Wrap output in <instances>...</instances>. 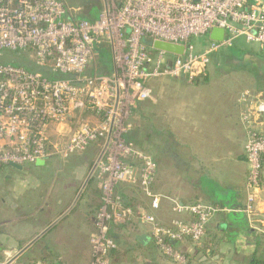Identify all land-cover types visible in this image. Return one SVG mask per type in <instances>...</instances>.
I'll return each mask as SVG.
<instances>
[{"label":"built area","instance_id":"2783aa9c","mask_svg":"<svg viewBox=\"0 0 264 264\" xmlns=\"http://www.w3.org/2000/svg\"><path fill=\"white\" fill-rule=\"evenodd\" d=\"M216 28L225 31L223 41L211 40L197 48L192 40L209 37ZM145 36L151 44L184 46V53L169 54L151 46L149 53ZM240 38L258 44L264 53V0H104L95 22L73 17L59 0H0V60L5 51L27 53L35 67L53 76L0 62V166L36 164L61 154L66 157L105 141L99 169L104 177L103 206L95 221L98 233L92 240L91 263L105 264L113 246L106 237L104 220L108 211L114 215L121 206L113 201L114 187L124 182L140 186L154 210L161 201L151 194L157 174L155 160L125 140L129 104L136 98H153L147 80L186 77L194 81L207 76L211 56L233 47ZM106 45L111 48L113 73L87 74L98 48ZM84 110L100 115L101 124L82 127L60 148L58 140L68 121ZM261 119L264 101L242 115L249 165L243 213L249 220L256 214L264 171V136L255 129ZM176 210L193 220L174 221L171 227L158 225L153 215L143 216V220L152 224L151 236L160 251L178 264H186L173 243L187 239L199 243L219 210L201 203L177 206Z\"/></svg>","mask_w":264,"mask_h":264},{"label":"crops","instance_id":"0c3cea01","mask_svg":"<svg viewBox=\"0 0 264 264\" xmlns=\"http://www.w3.org/2000/svg\"><path fill=\"white\" fill-rule=\"evenodd\" d=\"M251 52L257 55L250 61L253 71L231 70L239 63L222 61L215 67L226 70L216 69L221 74L218 76L213 75V69L194 81L186 77L157 80L153 98L143 103L140 113V149L157 164L153 192L162 197L158 210L144 197L140 212L153 215L161 226L171 227L175 220H193L188 214H179L177 206L201 203L219 210L199 243L185 240L173 244L188 258L189 264H248L254 257L264 259V171L256 214L249 220L243 213L249 175L247 132L242 123V115L248 110L244 93L251 91L264 99V53ZM261 121L259 129L264 131V119ZM97 206L78 214H72L73 209L42 237L53 239L57 228L62 231L60 242L71 245V252L59 259L67 264H78L81 259L86 260L83 264L90 262L82 244L88 242L94 228ZM63 214L46 222L42 229H36L32 237L28 232L24 237L28 239L12 241L31 243ZM232 220L241 222L242 230L236 238L228 233L233 227ZM7 223L0 220V242L10 239ZM88 223L92 225L87 229ZM133 228L132 241L122 242L121 236L114 234L116 224L110 225V235L123 249L112 253V264H172L154 244L150 225L139 221ZM140 235H145L147 242L139 243ZM0 248V253L6 249Z\"/></svg>","mask_w":264,"mask_h":264},{"label":"rangeland","instance_id":"374dc122","mask_svg":"<svg viewBox=\"0 0 264 264\" xmlns=\"http://www.w3.org/2000/svg\"><path fill=\"white\" fill-rule=\"evenodd\" d=\"M61 1L68 9L69 14L73 17L81 15V13H83L84 11L83 4L86 0ZM99 1L101 2L103 9L104 0ZM144 38L146 39L148 37L145 36ZM204 42L205 38L193 39V43L197 48H200L204 44ZM106 48H109L111 50V48L108 46ZM145 48L149 53H151V47L148 48L145 46ZM246 51L258 52L260 51V47L255 43L248 44L244 38H240L239 45L236 48L222 49L215 54L226 53L229 54L230 57H232V60L235 59L236 61L241 62L242 60L240 59V57L242 56V53ZM24 59H26V61H30L33 64L27 53L12 51H5L0 62H18ZM215 66L216 63H213L209 67V71L214 69V76L221 75L219 74L220 72L216 70L219 68ZM99 68V57L96 56L90 61L86 72L87 74H91L98 71ZM221 69L226 70V68ZM233 69L231 68V70ZM159 79L164 78L150 79L145 82V85L152 90L153 95V86ZM246 92H249L251 95L249 98L244 99L246 107H252L255 103L258 104L259 102L264 101V99H262L260 96H255L256 94H253L251 91ZM146 101L147 100L142 101L139 98H136L129 104V116L127 118V121L124 123V127L127 128V132L125 133V135L136 130H141L140 113L143 107V103ZM132 109L136 113L131 112ZM56 124L57 123L53 124L55 127L51 128L52 142H54L53 135L55 136L56 133ZM100 124V115H97L95 113L93 114L84 110L75 115H72L71 119L68 121L67 126L65 127V130L63 131V133L65 134H63V136L58 140L60 148L64 143L68 141V138L75 135V133L77 134L82 127ZM129 126L130 129L128 130ZM260 126L261 124L255 125V129L264 136V131L259 129ZM104 145L105 141H98L95 144L93 143L89 145L84 151H76L69 155L66 154V157H64L62 154L61 156H48L46 160H43L46 162L45 166L43 167H37L35 164H25L21 166L23 167V170L18 171L10 168L9 165H5L4 167L0 166V216L2 218L0 220H3L5 222L8 221V226L6 225V231L9 235H11L10 239H6L8 240V242H0V246L6 248L5 251L0 253V264H8L20 251H22L26 246L30 244L21 241L13 242L12 239H28L24 238L28 232L30 233V237H32V235L35 234L36 229L37 231L42 229L46 222H51V220H54V218H58L74 204V201L76 200L79 192L81 191L82 187H84L90 174L92 173V170L102 150L104 149ZM150 157L154 159L152 156ZM100 164L101 162L98 163L94 173H92V176L88 181V184L84 188L83 193L79 201L77 202L72 214L85 213L86 211L94 208L93 206L96 205L103 206L102 199L99 198L100 193L103 192L102 183L104 181V177H101L99 174ZM153 185L151 194L152 196H157L153 192ZM112 197L113 201L119 202L121 206L120 209L117 210L116 213H114V215L111 211H108L107 218H105L104 220L107 233L106 237L113 246L111 250L107 251L108 253L104 260L105 264H112L111 256H113L114 253L123 251L120 246L118 247L115 238L110 235V225L112 223L116 224L117 229H115L114 234L121 236L122 242H129L128 239H131L130 241H132L131 231L133 232V226H135L136 223H139V221L145 223L143 220V216H148V214L140 212V208H142L144 204L143 199L144 197H146L151 200V198L144 193L140 186L128 184L127 182L118 183L114 187ZM159 197L160 199H162L161 196ZM13 208L15 209V211ZM99 211L100 210H97V213L95 214V220H97ZM155 221L158 225H162L157 221L156 218ZM175 221L182 222L183 220ZM183 222L189 221L184 220ZM230 223L233 225V227L228 229V233H230L229 236L232 238H236L242 230L241 222H234L232 220ZM40 225L41 227H39ZM86 225V228L88 229V227H91L90 225H92V223H88ZM119 226L123 227H120L119 229ZM150 226L152 229V224ZM224 230H226V228ZM97 233L98 229L96 228V225H94V228L92 227L91 233L89 234L88 242L82 244V246H84V248L86 249L87 256H89L88 259H90V262L88 264H91L94 259V243L92 242V240L94 239V237H97ZM55 235L56 237L53 236V239L49 237L38 240L10 264H51V262L53 264H56L58 262L67 264L65 260H61L59 258H62L64 254L66 255L67 251L71 252V245L69 246L66 243L63 244L60 242L62 239V231L59 230V228L56 229ZM52 240H54V242L50 243V241ZM4 252H6V254ZM179 253L182 256H185L182 252L179 251ZM185 258L186 264H189L188 258L186 256ZM170 260L172 264H178L172 258H170ZM84 262L81 259L77 263L83 264Z\"/></svg>","mask_w":264,"mask_h":264},{"label":"trees","instance_id":"16d2710c","mask_svg":"<svg viewBox=\"0 0 264 264\" xmlns=\"http://www.w3.org/2000/svg\"><path fill=\"white\" fill-rule=\"evenodd\" d=\"M59 1H61V0H59ZM83 9H84L83 13H81V15L77 16V19L78 20H83V21H88V22H95V21L98 20L99 15H100V13L102 11V5H101V2L99 0H86L84 2V4H83ZM204 38H205V42H204V44L201 47H203V46L207 45L208 43L212 42L208 36L204 37ZM144 45L146 47H148V48L150 47L148 39H146V41L144 42ZM238 45H239V40L236 42V44L233 47H231L229 49H234ZM98 57H99V67L100 68H99L98 71L93 72L90 75H94V74H97V75H100V76H109V75H111L112 72H113V63H112V58H111L110 51L106 47H103V46L99 47L98 48ZM256 57H257V55H255V56L252 55L251 51H246V52H243L242 56L240 57V59L242 61L238 62L235 59L232 60V57H230L229 54L222 53V54H213L211 56V61H212V63H216V65L218 64V62H221L222 60H227V61L229 60L230 62L236 61L239 64H237V65L235 64L234 65V67H233L234 70H237V71H253V67H252V64L250 63V61L252 59H256ZM4 63H11L14 66H20V67H23V68L31 71V72H39V71L40 72H44L47 76L53 78V76L49 72L41 71V69L35 67V65L32 64L30 61H28V60L26 61V59L18 61V62L17 61H8V62H4ZM217 68H221V67L218 66ZM125 140H126V142L132 143L138 149H140L141 132L136 130L134 132L128 133L125 136ZM1 167H4V166H1ZM99 198L102 199V193H100ZM100 208H101V205L97 206L96 211L99 210ZM239 216H242V215H239ZM51 264H53V263L51 262ZM56 264H62V263L58 262ZM248 264H264V259L254 257L253 260L250 261Z\"/></svg>","mask_w":264,"mask_h":264},{"label":"water","instance_id":"95a60500","mask_svg":"<svg viewBox=\"0 0 264 264\" xmlns=\"http://www.w3.org/2000/svg\"><path fill=\"white\" fill-rule=\"evenodd\" d=\"M225 36V31L223 29H214L211 31L209 38L212 41H216V42H221L223 41ZM149 45L156 51H162V52H166L169 54H174V55H183L185 47L184 46H179V45H175V44H171V43H166V42H160V41H155L153 44L149 43ZM105 149L106 146L104 147V149L102 150L93 170L92 173H94L98 163L100 162V160L102 159L104 153H105ZM46 162L43 160H39L36 162V166L37 167H43L45 166ZM10 168L14 169V170H18V171H22L23 167L18 166V165H14V164H10L9 165ZM92 173L90 174L87 182L85 183L84 187H82L81 191L79 192L76 200L74 201V204L68 209V211L66 213H64L56 222H54L50 227H48L45 231H43L38 237H36L28 246H26L22 251H20L13 259L12 261H10L8 264L14 262L21 254H23L30 246H32L34 243H36L38 240H40L52 227H54L56 225L57 222H59L60 220H62L66 215H68L76 206L77 202L79 201L84 188L86 187V185L88 184V181L90 180ZM137 241L141 244H144L145 242H147V237L145 235H140L137 237ZM174 244V243H173Z\"/></svg>","mask_w":264,"mask_h":264}]
</instances>
